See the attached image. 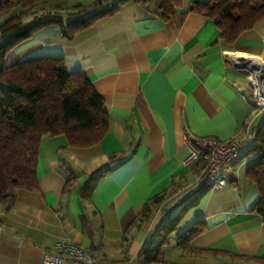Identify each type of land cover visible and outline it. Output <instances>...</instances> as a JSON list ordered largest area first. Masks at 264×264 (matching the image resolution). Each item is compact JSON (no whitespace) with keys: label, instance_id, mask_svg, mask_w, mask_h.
I'll list each match as a JSON object with an SVG mask.
<instances>
[{"label":"crops","instance_id":"obj_1","mask_svg":"<svg viewBox=\"0 0 264 264\" xmlns=\"http://www.w3.org/2000/svg\"><path fill=\"white\" fill-rule=\"evenodd\" d=\"M192 1L182 0L169 20L128 1L71 40L50 26L7 53V64L62 55L66 70L82 72L102 97L109 130L85 147L70 146L62 135L42 138L38 187L16 189L11 202H0V264H40L43 250L59 239L91 250L94 264H136L144 243L197 190L201 166L183 163L186 134L238 138L241 157L232 182L208 191L181 221L183 228L202 222L193 247L221 251L178 248L176 255H164L165 264H264V218L251 211L258 190L245 181L258 157L247 154L254 146L251 133L264 110L254 107L244 73L228 62L240 55L264 58V18L227 43L211 18L188 11ZM93 2L62 0L58 14L65 21L72 10L66 3ZM9 14L0 13V23ZM89 182L92 189L83 196ZM164 190L172 192L158 209L129 227L143 203Z\"/></svg>","mask_w":264,"mask_h":264},{"label":"trees","instance_id":"obj_2","mask_svg":"<svg viewBox=\"0 0 264 264\" xmlns=\"http://www.w3.org/2000/svg\"><path fill=\"white\" fill-rule=\"evenodd\" d=\"M106 1L111 0L76 4L65 13L64 21L58 14L63 9L62 0H0V13L10 12L0 23V202H11L16 189L38 187L36 167L44 136L62 135L70 146L85 147L99 142L109 130L102 97L82 72L66 70L62 55H37L7 64V53L38 30L50 26H57L60 36L71 40L97 20L118 12L128 1L142 4L163 20L174 18L182 3V0H113L104 6ZM188 11L211 18L220 31V38L231 43L264 18V0H195ZM28 15L33 18L26 22L24 17ZM247 154L258 156L245 175V181L255 183L258 190L251 211L264 218V120L257 127L254 146ZM115 155L110 154L109 158ZM106 170L104 167L91 180ZM69 185L68 176L66 189ZM92 186L90 182L86 184L82 195H89ZM208 191V188H197L169 215L155 231L154 239L144 243L135 263H163L162 249L170 245L186 253L221 251L191 245V240L204 230L201 221L188 228L181 225L184 215ZM171 192L164 190L147 199L129 227L148 219ZM122 239L127 238L124 235ZM171 240L175 242L171 244ZM259 260L264 262V258Z\"/></svg>","mask_w":264,"mask_h":264},{"label":"built area","instance_id":"obj_3","mask_svg":"<svg viewBox=\"0 0 264 264\" xmlns=\"http://www.w3.org/2000/svg\"><path fill=\"white\" fill-rule=\"evenodd\" d=\"M229 65L245 75V84L254 107L264 110V58L240 55L228 60ZM257 64V67H254ZM257 127H253L252 135ZM188 147L183 163L200 164L197 188L209 191L220 189L232 182L235 166L241 157L242 141L238 138L219 140L210 136L184 135ZM96 257L89 249L69 239L57 240L52 250H43L40 264H94Z\"/></svg>","mask_w":264,"mask_h":264},{"label":"rangeland","instance_id":"obj_4","mask_svg":"<svg viewBox=\"0 0 264 264\" xmlns=\"http://www.w3.org/2000/svg\"><path fill=\"white\" fill-rule=\"evenodd\" d=\"M63 2H65V0H63ZM107 3L110 4L109 2L106 1V2H104V6L108 5ZM66 5H68L70 8H73V5H74V4H71V3L67 4V3H66ZM244 148H246V146H245ZM244 148H243V149H244ZM245 153H246V152H245ZM176 210H177V209H176ZM176 210H175V211H176ZM175 211H174V212H175ZM174 212H173V213H174ZM153 238H154V237L152 236L151 239H153ZM170 242H171V244H172V243H174L175 241H174V240H171ZM162 251H163L164 255H171V254H172V255H176V252L178 251V248H177V247H171V245H170V246H166V247L164 246L163 249H162ZM161 264H165V261H164L163 263H161Z\"/></svg>","mask_w":264,"mask_h":264},{"label":"water","instance_id":"obj_5","mask_svg":"<svg viewBox=\"0 0 264 264\" xmlns=\"http://www.w3.org/2000/svg\"><path fill=\"white\" fill-rule=\"evenodd\" d=\"M254 67H257V64H254ZM242 90V89H241Z\"/></svg>","mask_w":264,"mask_h":264}]
</instances>
